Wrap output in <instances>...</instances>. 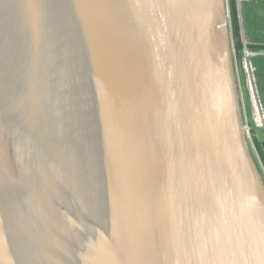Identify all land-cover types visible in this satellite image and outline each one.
I'll list each match as a JSON object with an SVG mask.
<instances>
[{
  "label": "water",
  "instance_id": "obj_1",
  "mask_svg": "<svg viewBox=\"0 0 264 264\" xmlns=\"http://www.w3.org/2000/svg\"><path fill=\"white\" fill-rule=\"evenodd\" d=\"M259 51L241 0H0V264H264Z\"/></svg>",
  "mask_w": 264,
  "mask_h": 264
},
{
  "label": "rangeland",
  "instance_id": "obj_2",
  "mask_svg": "<svg viewBox=\"0 0 264 264\" xmlns=\"http://www.w3.org/2000/svg\"><path fill=\"white\" fill-rule=\"evenodd\" d=\"M243 2H245L248 7L250 8V14L252 16V20H256V18H260L263 17L264 19V0H241L242 3V8H243ZM228 3L230 4V0H228ZM263 5V6H262ZM229 16H230V20H231V27H232V17H231V11H229ZM242 17H243V11H242ZM258 21V20H257ZM261 22V21H259ZM256 27L251 26V32H247L245 31V36L247 41L248 37L251 40H255L256 38H260L263 37L264 34H261L263 32L258 33L255 32ZM232 37H233V44L235 45V36H234V32H233V28H232ZM252 42V41H250ZM243 53V50L237 51L236 49L234 50V54H235V68H236V73H237V79H238V83H239V92H240V97H241V102H242V110H243V117L244 120L247 124L250 125V116H249V108H248V98H247V92L245 90V78H244V74L242 72V68H241V64L239 61V55ZM264 54V52L262 53L261 51H259L256 54H253L250 56V65L251 68H249V63L246 59H244L243 65L245 67L246 70V74H247V86L249 89V93H250V97H251V101H252V108H253V112H254V119L257 122V124H262V122H264V101L262 98H260V93L258 91L257 88V84H256V69H255V65H253L254 63L252 62L251 58L252 57H258L259 55ZM256 137V134L253 130H250L248 132V138H249V144L251 147V151L252 154L258 164L259 170L261 172L262 178L264 180V163L263 160L259 154V151L257 149L256 143L254 138Z\"/></svg>",
  "mask_w": 264,
  "mask_h": 264
},
{
  "label": "trees",
  "instance_id": "obj_3",
  "mask_svg": "<svg viewBox=\"0 0 264 264\" xmlns=\"http://www.w3.org/2000/svg\"><path fill=\"white\" fill-rule=\"evenodd\" d=\"M249 7H248V5L245 2H243L242 11H243V22H244L245 31L248 34V32H251V26H254V27H256V29H255L256 31L255 32H257V31H258V33L263 32L261 34H264V19H263V17H260V18L258 17V18H256V20H253L251 22L252 16L250 14L251 10H250ZM259 21H261V22H259ZM248 40L252 41V42H263L264 43V36L260 37V38H256L255 40H251L248 37ZM235 49L237 51H240V49H238L236 46H235ZM251 60L254 63L253 65H255V69H256V72H257V74H256V84H257L258 91L260 93V98H262L263 101H264V54H261V55H259L258 57H255V58L252 57ZM254 140H255L257 149L259 151V154H260V156H261V158L263 160V163H264V150H263L258 138L255 137Z\"/></svg>",
  "mask_w": 264,
  "mask_h": 264
},
{
  "label": "built area",
  "instance_id": "obj_4",
  "mask_svg": "<svg viewBox=\"0 0 264 264\" xmlns=\"http://www.w3.org/2000/svg\"><path fill=\"white\" fill-rule=\"evenodd\" d=\"M260 43V42H259ZM261 43H263V42H261Z\"/></svg>",
  "mask_w": 264,
  "mask_h": 264
},
{
  "label": "bare ground",
  "instance_id": "obj_5",
  "mask_svg": "<svg viewBox=\"0 0 264 264\" xmlns=\"http://www.w3.org/2000/svg\"><path fill=\"white\" fill-rule=\"evenodd\" d=\"M244 62V61H243ZM249 63V62H248Z\"/></svg>",
  "mask_w": 264,
  "mask_h": 264
}]
</instances>
